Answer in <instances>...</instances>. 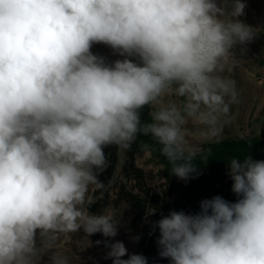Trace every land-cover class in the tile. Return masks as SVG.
<instances>
[{"label":"clouds","instance_id":"clouds-1","mask_svg":"<svg viewBox=\"0 0 264 264\" xmlns=\"http://www.w3.org/2000/svg\"><path fill=\"white\" fill-rule=\"evenodd\" d=\"M245 8L243 0H0V264H41L49 253L50 264H70L53 251L60 234L117 235L114 216L86 208L90 191L105 189L107 146L150 137L173 175L194 178L197 156L206 161L210 150L193 148L184 126L192 121L208 141L229 122L237 91L224 73L234 48L257 34L238 19ZM94 44L123 59L105 63ZM167 95L184 99L165 103ZM228 174L235 202L217 195L195 214L155 222L161 258L264 264V160L232 158ZM103 243L112 264H147L122 241Z\"/></svg>","mask_w":264,"mask_h":264},{"label":"trees","instance_id":"trees-1","mask_svg":"<svg viewBox=\"0 0 264 264\" xmlns=\"http://www.w3.org/2000/svg\"><path fill=\"white\" fill-rule=\"evenodd\" d=\"M150 111L151 106L144 107L141 114L143 120L150 121ZM145 144L150 147L145 148ZM143 150L150 151L152 158L164 166V177H171V166L160 154L158 146L150 137L140 136L129 148H124L121 177L111 185L118 174L121 148L116 145L107 146L104 151L108 158V168L99 176L105 183V189L102 192L94 191L95 199L87 205V209L93 214H105L109 207L127 205L133 211L131 228H140L136 254L145 256L147 264H171L169 258L159 256V229L155 227V222L171 211L183 210L195 214L200 211L202 200L217 195L235 202L238 197L231 190L233 181L228 174V162L232 158L243 159L249 155L254 160H264V137L248 135L202 143L196 150L200 153L210 150V155L203 162L197 156L198 170L193 174L194 178L187 181L171 179L161 191L153 189L145 168L138 163V154ZM173 196L175 200H172Z\"/></svg>","mask_w":264,"mask_h":264},{"label":"rangeland","instance_id":"rangeland-1","mask_svg":"<svg viewBox=\"0 0 264 264\" xmlns=\"http://www.w3.org/2000/svg\"><path fill=\"white\" fill-rule=\"evenodd\" d=\"M246 3L245 14L238 19L250 25L257 32L256 37L246 45H237L226 67L224 75L235 81L237 91V102L230 106L228 123L224 124L218 139L242 137L248 135H262L264 137V0H243ZM92 53L103 57L105 63L111 64L117 59H123L113 49L104 44H94ZM184 98L174 95L164 97L165 103L175 102L180 104ZM185 135L189 144L197 149L202 143L216 141H205L199 135L200 126L192 121L185 124ZM124 148H121V159L118 174L111 182L114 185L117 178L121 177V162ZM138 163L145 168L148 182L156 191L170 182L171 179H179L175 175L170 178L164 177L162 170L164 166L152 158L151 152L143 150L138 154ZM90 196L95 199L94 191ZM172 200H175L173 196ZM87 208V205H86ZM87 211H89L87 209ZM90 212V211H89ZM91 213V212H90ZM93 214V213H91ZM105 214L112 215L118 220V233L115 237L106 238L101 233L87 237L83 231L69 234H60L55 241L53 251L66 255L70 264H112L111 258H106L109 251L103 241H122L128 254H136L140 228H131L133 211L127 205L120 207H109ZM96 241H102L96 244ZM50 255L41 258V264H50ZM128 256L122 257L127 259Z\"/></svg>","mask_w":264,"mask_h":264}]
</instances>
